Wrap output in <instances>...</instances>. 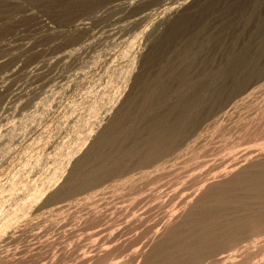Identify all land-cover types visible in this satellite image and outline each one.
<instances>
[{
	"label": "rangeland",
	"instance_id": "obj_1",
	"mask_svg": "<svg viewBox=\"0 0 264 264\" xmlns=\"http://www.w3.org/2000/svg\"><path fill=\"white\" fill-rule=\"evenodd\" d=\"M161 118L176 161L115 176ZM250 183L264 0H0V264H264Z\"/></svg>",
	"mask_w": 264,
	"mask_h": 264
},
{
	"label": "bare ground",
	"instance_id": "obj_2",
	"mask_svg": "<svg viewBox=\"0 0 264 264\" xmlns=\"http://www.w3.org/2000/svg\"><path fill=\"white\" fill-rule=\"evenodd\" d=\"M216 79V76L213 75L212 79L210 80H214ZM182 104V102H181ZM192 106H196L195 105H192ZM139 120H143V116L141 117H138ZM167 120H165L164 118H161L159 119L154 125H151L149 127V132L150 134H152V137L155 138L154 141H151V142H143V143H140L136 146L135 150L133 149H130V150H125L124 151V154L126 157L129 158V161L125 164H122V163H117L116 165H114V169L112 171V173L115 175V176H121V177H124V178H127L126 175H128L129 173H132L133 171H135L136 169L135 168H150V167H153L157 164V168L158 166H162L164 164H162L163 162H170L169 159L170 157H173V160H175V158H177L180 153H181V149H180V146H178L177 144H175L176 142V139L178 137V135H180V130H176L175 131V134H173V138L171 140L172 144H169L167 146H161V138H163L166 134V132H168V126H167V123H166ZM185 123V120L184 118L182 117H178L177 118V124H180L179 126H183ZM186 124V123H185ZM131 129H135L136 128V125L130 127ZM105 137V136H104ZM122 142V141H121ZM170 143V142H169ZM106 144V143H105ZM109 144H111L109 142ZM104 145V144H103ZM117 146V145H116ZM99 147V146H98ZM136 149L137 151L140 152H143V153H151L153 154V156H155V161L154 162H149V161H145V160H140V161H134V157H135V154H136ZM103 158V157H102ZM106 159V158H105ZM120 161V160H119ZM107 162V161H106ZM117 162V160H116ZM173 162V161H172ZM159 164V165H158ZM100 167V166H99ZM110 168V167H109ZM135 169V170H134ZM155 169V167L153 168ZM141 170V169H140ZM103 174V173H102ZM98 175V174H97ZM104 176V175H103ZM111 180V179H110ZM147 185L149 184V182H145ZM151 183V182H150ZM144 185V184H143ZM149 185H152V184H149ZM147 186L145 187L146 185H144L145 189H148L150 190V186ZM152 188V187H151ZM246 191L254 198V199H258V198H264V193L261 192L260 188L254 184H247L246 185ZM139 192V191H138ZM135 194V193H134ZM136 199H134L135 201ZM132 202V201H131ZM236 203L238 204H242V200H236L235 201ZM123 207H121V209H123ZM90 211V210H89ZM88 211V212H89ZM103 211V210H102ZM263 211H264V208H263ZM94 212V211H93ZM88 214V213H87ZM89 214H91V212H89ZM100 214V213H99ZM264 216V215H263ZM99 217V216H98ZM70 218V217H69ZM100 218V217H99ZM73 220V218H70ZM78 219V218H77ZM74 221L77 223L79 221L76 220V218L74 219ZM72 222V224H76L75 222ZM206 221V220H205ZM96 222V221H95ZM209 223L211 225H215L216 222L214 221H210L209 220ZM73 224V225H74ZM78 224V223H77ZM77 226V225H76ZM75 227V226H74ZM221 229L222 232H225L226 234H230V233H233V230L230 226L228 227H219ZM63 230V229H62ZM88 230V229H87ZM90 230V229H89ZM85 231V230H84ZM83 231V232H84ZM50 233V232H49ZM80 233V232H79ZM82 234V233H81ZM55 255V254H54ZM56 256V255H55ZM58 256V255H57ZM111 259V257H110ZM113 260V259H112ZM44 261V260H43ZM97 264V263H96Z\"/></svg>",
	"mask_w": 264,
	"mask_h": 264
}]
</instances>
